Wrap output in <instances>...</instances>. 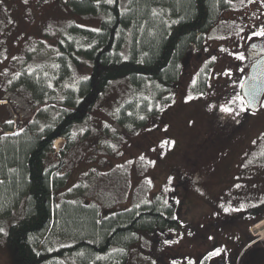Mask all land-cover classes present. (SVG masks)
Returning <instances> with one entry per match:
<instances>
[{
	"label": "rangeland",
	"instance_id": "374dc122",
	"mask_svg": "<svg viewBox=\"0 0 264 264\" xmlns=\"http://www.w3.org/2000/svg\"><path fill=\"white\" fill-rule=\"evenodd\" d=\"M70 2L0 0V137L23 132L44 107L32 91L14 86V74L31 55L52 68L53 37L68 26L98 27V17L75 14ZM263 16L264 0H233L187 50L180 81L168 93L174 100L143 127L115 121L129 93L121 78L76 127L70 144H54L50 156L62 160L68 176L54 204L84 202L107 214L161 196L174 203L183 223L182 229L142 232L127 248L95 256L94 264H213L228 253L234 264H264V240L247 246L260 239L252 229L264 219V100L250 112L241 94L246 49L259 37L249 29ZM67 240L53 225L43 245ZM80 262L76 255L55 264ZM0 264H15L1 231Z\"/></svg>",
	"mask_w": 264,
	"mask_h": 264
},
{
	"label": "trees",
	"instance_id": "16d2710c",
	"mask_svg": "<svg viewBox=\"0 0 264 264\" xmlns=\"http://www.w3.org/2000/svg\"><path fill=\"white\" fill-rule=\"evenodd\" d=\"M232 1L71 0V10L98 17V27L68 26L53 37L52 68L35 64L31 55L14 74V86L32 91L44 107L23 132L0 137V231L15 264H55L76 255L80 264H94L95 256L127 248L142 232L183 228L174 203L161 196L107 214L84 202L54 204L55 190L68 176L62 160L51 156L55 142L70 144L76 127L88 122L101 96L121 78L129 93L115 121L141 128L158 116L174 100L168 93L180 81L187 50L201 43ZM53 225L68 242L46 247L43 236Z\"/></svg>",
	"mask_w": 264,
	"mask_h": 264
},
{
	"label": "water",
	"instance_id": "95a60500",
	"mask_svg": "<svg viewBox=\"0 0 264 264\" xmlns=\"http://www.w3.org/2000/svg\"><path fill=\"white\" fill-rule=\"evenodd\" d=\"M241 93L248 110L257 111L264 100V52L249 68L241 86Z\"/></svg>",
	"mask_w": 264,
	"mask_h": 264
},
{
	"label": "flooded vegetation",
	"instance_id": "af4514ba",
	"mask_svg": "<svg viewBox=\"0 0 264 264\" xmlns=\"http://www.w3.org/2000/svg\"><path fill=\"white\" fill-rule=\"evenodd\" d=\"M255 28H250L249 30L254 31L259 30L257 33L259 37H253L249 40V45L246 49V67H250L253 62H255L260 56H262V53L264 52V16L262 18V23L255 24ZM259 27V28H258ZM250 35V32L247 33ZM256 236V235H255ZM257 237V236H256ZM254 245L259 243L258 239H253ZM233 255L231 253L224 254V257H220L217 259V261L213 264H234L233 263ZM261 260L258 262L260 263Z\"/></svg>",
	"mask_w": 264,
	"mask_h": 264
},
{
	"label": "bare ground",
	"instance_id": "6f19581e",
	"mask_svg": "<svg viewBox=\"0 0 264 264\" xmlns=\"http://www.w3.org/2000/svg\"><path fill=\"white\" fill-rule=\"evenodd\" d=\"M62 142V139L57 140L56 144H60ZM263 221V222H262ZM261 221L260 224L256 225L253 227L252 231L253 234L258 236V238H260L261 240H264V238L262 239L260 236H264V219Z\"/></svg>",
	"mask_w": 264,
	"mask_h": 264
}]
</instances>
